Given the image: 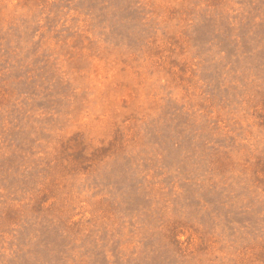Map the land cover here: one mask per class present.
Segmentation results:
<instances>
[{"label": "rangeland", "instance_id": "1", "mask_svg": "<svg viewBox=\"0 0 264 264\" xmlns=\"http://www.w3.org/2000/svg\"><path fill=\"white\" fill-rule=\"evenodd\" d=\"M0 264H264V0H0Z\"/></svg>", "mask_w": 264, "mask_h": 264}]
</instances>
